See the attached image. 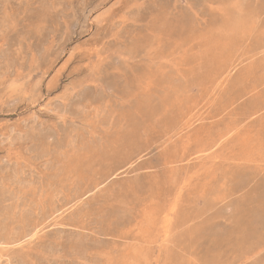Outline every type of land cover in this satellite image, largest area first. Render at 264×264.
Returning <instances> with one entry per match:
<instances>
[{
    "label": "rangeland",
    "instance_id": "1",
    "mask_svg": "<svg viewBox=\"0 0 264 264\" xmlns=\"http://www.w3.org/2000/svg\"><path fill=\"white\" fill-rule=\"evenodd\" d=\"M0 264H264V0H0Z\"/></svg>",
    "mask_w": 264,
    "mask_h": 264
},
{
    "label": "bare ground",
    "instance_id": "2",
    "mask_svg": "<svg viewBox=\"0 0 264 264\" xmlns=\"http://www.w3.org/2000/svg\"><path fill=\"white\" fill-rule=\"evenodd\" d=\"M239 1V0H238ZM260 4V3H259ZM254 6V5H253ZM222 9V8H221ZM136 10V9H135ZM240 11H242V10H240ZM217 13V12H216ZM229 17V16H228ZM227 17V18H228ZM251 18H252V15H251ZM241 19H243V18H241ZM230 20V19H229ZM248 20V19H247ZM244 21H246V20H244ZM215 22H216V20H215ZM221 22V21H220ZM243 23V22H242ZM227 24V23H226ZM234 24V23H233ZM236 28V27H235ZM184 29H186V28H184ZM227 30V29H226ZM165 39V38H164ZM111 40V39H110ZM150 42V41H149ZM155 70V69H154ZM189 71V70H188ZM229 73V72H228ZM168 81V80H167ZM199 81V80H198ZM195 82V81H194ZM198 83V82H197ZM208 84V83H207ZM203 85V84H202ZM205 85V84H204ZM7 91V90H6ZM207 92V91H206ZM163 99V98H162ZM34 102V101H33ZM92 107V106H91ZM94 107V106H93ZM180 109V108H179ZM150 115V114H149ZM36 116V115H35ZM12 126V125H11ZM176 126V125H175ZM21 131V130H20ZM70 132V131H69ZM8 133V132H7ZM22 134H24V133H22ZM5 136V135H4ZM69 138V137H68ZM55 139V138H54ZM40 143V142H39ZM165 143V142H164ZM45 146V145H44ZM190 146V145H189ZM26 147V146H25ZM50 149V148H49ZM42 151V150H41ZM40 151V152H41ZM44 153V152H43ZM39 154V153H38ZM46 154V153H45ZM58 154V153H57ZM48 157V156H47ZM71 157V156H70ZM72 158V157H71ZM172 160V159H171ZM73 162V161H72ZM71 162V163H72ZM56 163V162H55ZM54 163V164H55ZM65 163V162H64ZM69 163V162H68ZM179 163V162H178ZM47 164V163H46ZM44 165V164H43ZM58 165V164H57ZM151 165V164H150ZM182 166V165H181ZM19 167V166H18ZM26 168V167H25ZM46 168V167H45ZM63 168V167H62ZM35 169V168H34ZM59 169H61V168H59ZM64 169V168H63ZM15 170V169H14ZM57 173V172H56ZM27 174V173H26ZM36 174V173H35ZM54 174V173H53ZM64 174V173H63ZM22 175V174H21ZM28 176V175H27ZM34 176V175H33ZM56 176H57V174H56ZM23 177V176H22ZM101 177V176H100ZM107 177V176H106ZM29 178V177H28ZM31 179V178H30ZM50 179V178H49ZM51 180V179H50ZM76 180V179H75ZM102 180V179H101ZM7 182V181H6ZM22 183V182H21ZM23 184V183H22ZM29 184V183H28ZM41 184V183H40ZM47 184V183H46ZM21 185V184H20ZM45 185V184H44ZM53 185V184H52ZM48 186V185H47ZM67 186V185H66ZM73 186V185H72ZM77 186H78V184H77ZM29 187H30V185H29ZM44 187V186H43ZM42 188V187H41ZM15 189V188H14ZM37 189V188H36ZM59 189V188H58ZM73 189V188H72ZM46 190V189H45ZM19 191V190H18ZM77 191V190H76ZM46 193V192H45ZM51 193V192H50ZM65 193V192H64ZM10 196V195H9ZM52 196V195H51ZM29 197V196H28ZM80 198V197H79ZM18 199V198H17ZM34 199V198H33ZM10 201V200H9ZM49 201V200H48ZM11 202V201H10ZM18 202H19V200H18ZM34 202H35V200H34ZM66 202V201H65ZM48 203V202H47ZM55 203V202H54ZM67 203V202H66ZM38 204H41V202L40 203H38ZM64 206V205H63ZM11 209V208H10ZM22 209V208H21ZM49 209V208H48ZM70 209V208H69ZM19 210V209H18ZM27 210V209H26ZM68 210V209H67ZM168 211V210H167ZM173 211V210H172ZM19 212V211H18ZM23 212V211H22ZM31 212V211H30ZM15 214V213H14ZM78 214V213H77ZM173 214V213H172ZM42 215V214H41ZM171 217V216H170ZM11 218V217H10ZM14 219V218H13ZM37 219V218H36ZM53 219V218H52ZM51 220V219H50ZM47 223V222H46ZM10 224V223H9ZM39 224V223H38ZM33 225V224H32ZM15 226V225H14ZM168 227V226H167ZM14 229V228H13ZM34 229V228H33ZM47 229V228H46ZM3 231V230H2ZM11 231V230H10ZM36 231V230H35ZM168 231V230H167ZM111 233V232H110ZM167 233V232H166ZM28 238V237H27ZM9 239V238H8ZM4 242V241H3ZM148 245V244H147ZM84 248V247H83ZM77 250V249H76ZM84 251V250H83ZM92 257V256H91Z\"/></svg>",
    "mask_w": 264,
    "mask_h": 264
}]
</instances>
